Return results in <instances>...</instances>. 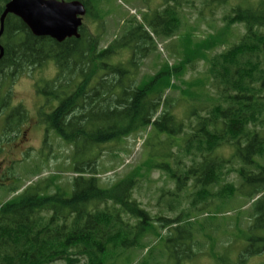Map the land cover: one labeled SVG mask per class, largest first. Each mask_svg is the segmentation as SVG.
Wrapping results in <instances>:
<instances>
[{"label": "trees", "instance_id": "trees-1", "mask_svg": "<svg viewBox=\"0 0 264 264\" xmlns=\"http://www.w3.org/2000/svg\"><path fill=\"white\" fill-rule=\"evenodd\" d=\"M9 1L0 0V16ZM77 1L85 6V17L99 18L90 0ZM200 1L204 10L222 11L225 31L242 26L236 41L227 45L220 33L201 45L185 44V57L177 65L166 63L142 77L143 62L156 52V40L169 41L181 31L182 0H164L162 8L143 14L141 21L130 18L104 47L101 33H89L85 24L78 38L59 43L34 36L14 15L5 17L0 86L6 78L54 64V77L37 92L57 101L43 115L45 137L53 132L71 149L73 177L67 189L55 184L57 175L17 194L20 187L10 189L15 195L0 204V264H114L129 261L130 252L137 249H146V259L137 264H161V257L164 264H183L195 255L193 249L198 254L202 248L195 235L211 237L205 227L198 228L196 219L190 220L192 215L214 204L221 210L237 197L245 200L242 207L249 204V225L246 246L234 264L264 254V167L254 160L264 158V0ZM189 37L182 41L189 42ZM219 45L226 47L213 53ZM197 61H205L215 94L210 104L189 95L197 110L185 124L172 112L173 99L165 91L175 89L171 79L186 67L193 69ZM3 98L10 100L9 90ZM7 107L5 103L0 113ZM25 116L21 105L13 108L3 131L13 133L12 125L19 126ZM146 131L143 145L153 139L165 149L162 159L146 161L144 172L138 167L103 185L102 155L116 157L106 146ZM224 147L233 150L231 158L238 166L221 155ZM153 170L175 183L173 191H161L154 216L133 196ZM50 185L55 186L53 192ZM164 210L175 216L168 217ZM151 222L165 231L156 233L162 244L157 254L144 242L153 231ZM221 258L212 259L223 264Z\"/></svg>", "mask_w": 264, "mask_h": 264}, {"label": "rangeland", "instance_id": "rangeland-1", "mask_svg": "<svg viewBox=\"0 0 264 264\" xmlns=\"http://www.w3.org/2000/svg\"><path fill=\"white\" fill-rule=\"evenodd\" d=\"M95 8L94 15L99 18L85 17L83 24L89 33H101L100 47L109 44L115 36L121 33L125 22L132 17L141 21L143 14L160 9L164 5V0H90ZM193 2V3H191ZM180 15L182 28L179 34L171 40H156V52L154 55L143 62L140 77L155 74L164 64L175 66L185 57L184 46L194 47L201 45L205 39L215 38L220 33H224L223 41L227 45L235 42L238 35L242 32V26H237L229 31L224 30L221 21L222 11L217 9H203L200 0H182ZM213 10V12H211ZM100 27V28H99ZM190 34L189 42L182 39ZM172 46L174 48L172 49ZM226 46H218L211 50L213 53L222 51ZM209 52L210 55L212 52ZM207 65L205 61H197L194 68L186 67L183 74L172 78L171 82L177 86L175 89L165 91V96L173 99L172 112L174 115L187 124L189 114L197 110L189 95L197 98L199 102H212L215 89L211 86L205 71ZM36 69V70H35ZM29 70L27 73L20 74L12 79L2 80L0 93V109L6 104L8 107L0 113V204L9 200L15 194L21 192L26 186L51 178L57 175L55 184L67 189L68 183L73 177L70 167L71 149L53 133L48 132L45 137V125L43 115L49 114L57 105L56 100H47L45 95L37 92L38 88H43L45 82L51 80L56 68L49 62L43 67ZM194 83H203V86H194ZM10 91L11 98L4 101L7 91ZM189 93V94H188ZM21 105L25 111V119L19 126L12 125L13 133L3 131V125L9 113L16 106ZM149 136V132L132 135L119 143L108 144L105 150H113L116 157L109 153H103L99 166V177L103 185L111 184L138 167L144 172L145 164L150 161H160L165 149L160 148L151 142L144 146V141ZM176 151V149L174 150ZM230 147H224L220 153L225 158H231ZM257 163L264 167V158L256 157ZM148 161V162H146ZM232 166L237 165L232 159ZM172 163V161H169ZM230 165V166H231ZM37 171H39L37 173ZM231 179L235 175L231 173ZM18 186L21 189L15 194L10 189ZM54 185H50V192L54 191ZM175 183L170 181L158 170H153L147 180L139 184V188L133 193L144 208L152 216L159 213L158 198L161 191H173ZM183 194H186L184 192ZM167 199V196H165ZM164 198V199H165ZM245 202L241 197H237L232 203L217 209L216 204L208 208L207 211L193 214L190 220L195 221L199 227H205L210 238L204 235H195L202 248L198 254L193 249L195 255L187 259L183 264H216L220 263L213 260L222 257L223 264H234L238 254L246 246L245 232L249 225L248 205L242 207ZM187 202L183 200V206L187 207ZM168 217H174L175 213L166 212ZM153 231L144 239L147 246L154 248L156 254L162 249L159 243L158 233L161 235L164 230H157V224L151 222ZM243 232V233H242ZM159 243V244H158ZM146 249L133 250L129 254V261H117L114 264H137L146 259ZM164 264V258H158ZM264 261V254L249 257L245 264H260Z\"/></svg>", "mask_w": 264, "mask_h": 264}, {"label": "water", "instance_id": "water-1", "mask_svg": "<svg viewBox=\"0 0 264 264\" xmlns=\"http://www.w3.org/2000/svg\"><path fill=\"white\" fill-rule=\"evenodd\" d=\"M8 14L18 17L34 36L49 37L60 43L79 37L86 9L77 0H10L0 16V36ZM2 56L3 48L0 45V59Z\"/></svg>", "mask_w": 264, "mask_h": 264}, {"label": "flooded vegetation", "instance_id": "flooded-vegetation-1", "mask_svg": "<svg viewBox=\"0 0 264 264\" xmlns=\"http://www.w3.org/2000/svg\"><path fill=\"white\" fill-rule=\"evenodd\" d=\"M86 15V14H85ZM85 17V16H84ZM84 17H83V19H84Z\"/></svg>", "mask_w": 264, "mask_h": 264}]
</instances>
